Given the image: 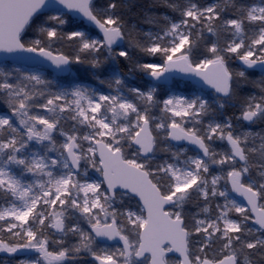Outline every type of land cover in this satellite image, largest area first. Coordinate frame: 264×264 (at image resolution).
<instances>
[{
    "label": "snow or ice",
    "instance_id": "snow-or-ice-1",
    "mask_svg": "<svg viewBox=\"0 0 264 264\" xmlns=\"http://www.w3.org/2000/svg\"><path fill=\"white\" fill-rule=\"evenodd\" d=\"M0 106V264H264V0H0Z\"/></svg>",
    "mask_w": 264,
    "mask_h": 264
},
{
    "label": "trees",
    "instance_id": "trees-1",
    "mask_svg": "<svg viewBox=\"0 0 264 264\" xmlns=\"http://www.w3.org/2000/svg\"><path fill=\"white\" fill-rule=\"evenodd\" d=\"M73 72L76 73L79 77H81L84 81L90 82V83H94V81H92L90 75L88 74V72L86 71V69H84L83 67L77 66L75 68H73ZM2 107V106H0Z\"/></svg>",
    "mask_w": 264,
    "mask_h": 264
},
{
    "label": "rangeland",
    "instance_id": "rangeland-1",
    "mask_svg": "<svg viewBox=\"0 0 264 264\" xmlns=\"http://www.w3.org/2000/svg\"><path fill=\"white\" fill-rule=\"evenodd\" d=\"M86 83H90V82H87L85 81ZM95 83V82H94ZM92 83V84H94ZM173 86H179V87H183V82H180V81H174L173 82Z\"/></svg>",
    "mask_w": 264,
    "mask_h": 264
}]
</instances>
